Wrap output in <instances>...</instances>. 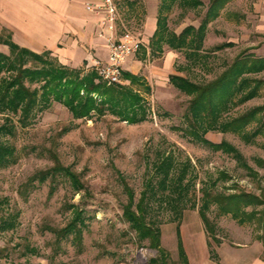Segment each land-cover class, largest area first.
Returning a JSON list of instances; mask_svg holds the SVG:
<instances>
[{"label":"rangeland","instance_id":"obj_1","mask_svg":"<svg viewBox=\"0 0 264 264\" xmlns=\"http://www.w3.org/2000/svg\"><path fill=\"white\" fill-rule=\"evenodd\" d=\"M115 1L122 20L118 21L119 29L141 38L146 12L159 8L160 0H138L134 5L136 17L126 19L124 0ZM210 3L211 0H201L196 8L175 4L168 13V29L180 33L187 26L197 28ZM223 43L230 44L217 48ZM0 45L1 51L8 54V47ZM187 53L163 44L159 53L148 52L149 56L142 60L136 58L142 52L133 57L132 71L151 87L150 93H143L147 113L141 121L128 123L108 109L100 116L92 113L90 119H77L54 100L36 112L26 126L13 118L14 133L2 139L16 148L17 160L0 168V218L7 217L13 226L0 230V264H152L156 250L149 247L147 240L140 241L123 218L122 208L127 202L124 182L133 189L135 202L143 190L149 193L147 218L160 230L161 246L168 253L167 264H180L176 230L179 228L180 234L183 230L187 243L193 224L201 219L198 207L203 190L222 195L246 193L264 201V166L258 164V160H264V125L250 122L244 129L246 137L234 131H208L203 134L205 139L213 143L225 141L238 154L213 150L189 134L190 96L169 82L170 75H179L207 83L237 57H264V0H226L219 15L206 26L201 57L195 61ZM47 60L58 66L54 57ZM33 64L29 62L27 66ZM88 73L83 69L80 77ZM246 76L264 81V71ZM260 106L264 107V85L256 97L224 112L222 120L234 119ZM260 116L264 117V110ZM3 118L0 114V123ZM256 129L258 134L253 135ZM165 156L172 157L173 168L163 189L158 184L163 173L155 167ZM56 160L79 176L87 193L75 192L61 176L30 184L32 175L49 169ZM184 166L182 184H189L186 189L190 197H177L169 181ZM147 183L153 186L154 194L150 195ZM70 204L84 209L80 246L71 236L57 241L49 230L68 222L72 215ZM261 210L262 204L250 202L243 208L245 221L241 224L230 214L219 215L218 206L211 204L207 215L215 237L207 234L210 251L226 240L251 238L264 245ZM237 223L245 236H230L221 226ZM216 256L212 257L217 259Z\"/></svg>","mask_w":264,"mask_h":264},{"label":"trees","instance_id":"obj_2","mask_svg":"<svg viewBox=\"0 0 264 264\" xmlns=\"http://www.w3.org/2000/svg\"><path fill=\"white\" fill-rule=\"evenodd\" d=\"M156 16V28L150 38V52L159 53L163 44L172 50H186L188 57L197 61L201 56L199 50L202 47L207 24L215 19L226 0H211L206 15L200 25L185 27L180 33H175L167 27L168 13L175 4L180 7L196 8L201 5V0H160ZM0 43L6 45L9 53L0 51V114L3 122L0 123V168L12 165L17 160L16 148L2 139L6 134H13L15 125L13 118H17L20 126H26L36 112L49 106L51 101H57L66 106L74 118L90 119L95 113L100 116L108 109L119 119L128 123H135L146 117L147 108L143 93H150V85L140 76L122 71L121 79L128 83L106 84L93 69L83 77H80L79 69L70 68L58 63V66L48 62L49 51L36 53L28 48L21 47L11 40L9 33L2 30ZM230 43H223L217 48H222ZM33 62L32 66H27ZM264 71V57H237L214 80L207 83H198L179 75H170L169 82L190 96L189 101V134L199 137L213 150L233 152L237 150L225 141L213 143L203 137L208 131H234L245 136L244 129L252 121L264 125V117L260 113L264 107H255L238 117L230 120H222V114L228 110L245 103L256 97L264 81L246 76ZM33 86L32 85H35ZM258 134V129L253 131ZM201 135V136H200ZM246 137V136H245ZM260 166H264V160H258ZM173 168L171 156H165L160 160L155 169L163 173L158 184L165 189L168 183L170 169ZM186 174L185 166L180 173L170 182L171 189L177 191L178 196L190 197L188 183L182 184ZM66 179L75 192L84 191L85 185L78 175L69 168L62 166L57 160L55 164L46 170H40L29 178L30 184L35 181L43 182L46 179L54 180L56 177ZM150 182V181H149ZM127 202L123 205L122 214L129 227L134 230L140 241L147 240L150 248L156 250L157 256L152 258V264H167L168 253L160 243V230L147 218L149 205L147 203L149 193L143 190L135 202V195L126 182L123 183ZM150 195L154 194V188L147 183ZM186 189V190H185ZM195 196V193H191ZM250 202L262 204V230L264 235V201H258L254 195L240 194H214L203 190L198 214L209 236L215 237L214 228L208 218L207 211L211 204L218 206V214H230L241 224L244 223L243 208ZM193 205V204H192ZM72 215L68 222L61 228L49 227L57 241L71 236L72 241L80 246L84 226V209L78 205L70 204ZM7 217L0 218V230L12 227ZM177 253L180 264H189L183 246L179 228L176 230ZM213 256V250L210 251ZM30 264V263H27Z\"/></svg>","mask_w":264,"mask_h":264},{"label":"crops","instance_id":"obj_3","mask_svg":"<svg viewBox=\"0 0 264 264\" xmlns=\"http://www.w3.org/2000/svg\"><path fill=\"white\" fill-rule=\"evenodd\" d=\"M96 1L0 0V33L5 29L13 42L36 53L49 51L50 55L64 66L91 71L94 69L96 59L107 60L108 55L105 40L108 31L103 24L104 14L89 12L85 9L87 3ZM137 1L124 0L125 19L136 17L134 5ZM114 3L118 13L116 35L119 36L123 32L118 25L121 15L115 0ZM157 9H154L152 13L146 12L140 38L142 46L138 51L142 52L141 57H136L138 52L130 57L123 64V71L142 77L132 71L134 68L132 59L136 57L142 60L149 56V42L156 28ZM100 32L103 35L100 36ZM1 47L3 45H0V51ZM142 78L147 82L144 77ZM121 83L127 84L128 81L121 79ZM201 222L200 219L193 224L189 231L191 233L187 236V243L183 230L181 233L189 264H264V245L262 241L251 238L248 241L220 242L213 248L214 254L217 255V259H214L208 246V233ZM221 226L226 228L230 236H245L243 231L238 230V223L232 227Z\"/></svg>","mask_w":264,"mask_h":264},{"label":"built area","instance_id":"obj_4","mask_svg":"<svg viewBox=\"0 0 264 264\" xmlns=\"http://www.w3.org/2000/svg\"><path fill=\"white\" fill-rule=\"evenodd\" d=\"M89 12H102L104 14L103 24L108 31L105 36L108 49L107 60L96 59L94 70L106 84L121 82L123 64L127 59L134 56L142 46L140 38L134 34L124 31L116 35L118 13L114 0H97L85 5ZM103 35L102 32L99 34Z\"/></svg>","mask_w":264,"mask_h":264}]
</instances>
